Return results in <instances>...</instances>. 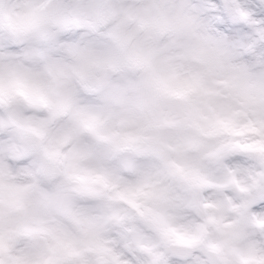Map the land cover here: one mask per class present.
Masks as SVG:
<instances>
[{"label": "clouds", "instance_id": "1", "mask_svg": "<svg viewBox=\"0 0 264 264\" xmlns=\"http://www.w3.org/2000/svg\"><path fill=\"white\" fill-rule=\"evenodd\" d=\"M0 264H264V0H0Z\"/></svg>", "mask_w": 264, "mask_h": 264}]
</instances>
